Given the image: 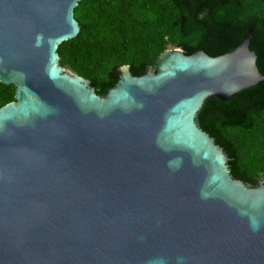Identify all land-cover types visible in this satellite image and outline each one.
Returning <instances> with one entry per match:
<instances>
[{
	"label": "water",
	"instance_id": "95a60500",
	"mask_svg": "<svg viewBox=\"0 0 264 264\" xmlns=\"http://www.w3.org/2000/svg\"><path fill=\"white\" fill-rule=\"evenodd\" d=\"M81 1L0 0V264H264V180L234 179L197 119L264 81L253 28L100 96L59 63Z\"/></svg>",
	"mask_w": 264,
	"mask_h": 264
},
{
	"label": "trees",
	"instance_id": "16d2710c",
	"mask_svg": "<svg viewBox=\"0 0 264 264\" xmlns=\"http://www.w3.org/2000/svg\"><path fill=\"white\" fill-rule=\"evenodd\" d=\"M74 14L80 32L58 46L59 63L100 96L115 87L123 66L141 77L170 49L222 56L240 45L249 27L264 76V0H82ZM14 101L15 86L0 82V108ZM197 119L227 154L234 179L264 180V81L225 102L208 98Z\"/></svg>",
	"mask_w": 264,
	"mask_h": 264
}]
</instances>
